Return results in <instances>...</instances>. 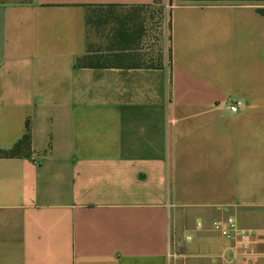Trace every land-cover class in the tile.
Masks as SVG:
<instances>
[{
  "label": "crops",
  "instance_id": "0c3cea01",
  "mask_svg": "<svg viewBox=\"0 0 264 264\" xmlns=\"http://www.w3.org/2000/svg\"><path fill=\"white\" fill-rule=\"evenodd\" d=\"M170 4L169 55L83 67L89 6ZM264 0L0 2V264H264ZM242 101L237 111L229 103ZM233 216L249 248L212 228ZM202 223V227L198 224Z\"/></svg>",
  "mask_w": 264,
  "mask_h": 264
},
{
  "label": "trees",
  "instance_id": "16d2710c",
  "mask_svg": "<svg viewBox=\"0 0 264 264\" xmlns=\"http://www.w3.org/2000/svg\"><path fill=\"white\" fill-rule=\"evenodd\" d=\"M188 1V0H186ZM193 1V0H191ZM198 1V0H195ZM201 1V0H200ZM220 1V0H212ZM247 1V0H240ZM116 7H144V6H118V5H101L89 6L86 16L87 24V52L82 57L78 58L77 63L83 67H138L146 64L140 57L132 53L134 44L139 41L144 32V24L138 26L135 23L134 17L115 15L113 9ZM95 8H107L106 16L97 14L92 15ZM264 14V9L261 10ZM104 25L113 23L114 40L107 51L93 50L89 46V26ZM31 147L30 124L27 123V130L23 137L10 150H0V156H19L29 152Z\"/></svg>",
  "mask_w": 264,
  "mask_h": 264
},
{
  "label": "rangeland",
  "instance_id": "374dc122",
  "mask_svg": "<svg viewBox=\"0 0 264 264\" xmlns=\"http://www.w3.org/2000/svg\"><path fill=\"white\" fill-rule=\"evenodd\" d=\"M24 0H0V2H13ZM171 9L170 4L156 3L144 7H116L113 13L121 16L135 18L138 26L144 24L142 37L134 44L132 53L149 64H156L163 59L164 55H169V29L165 25L167 10ZM107 8H95L93 16L100 14L106 16ZM113 23L89 26V46L93 50H105L111 46L114 40Z\"/></svg>",
  "mask_w": 264,
  "mask_h": 264
},
{
  "label": "built area",
  "instance_id": "2783aa9c",
  "mask_svg": "<svg viewBox=\"0 0 264 264\" xmlns=\"http://www.w3.org/2000/svg\"><path fill=\"white\" fill-rule=\"evenodd\" d=\"M169 9L167 10L166 17L164 19L166 27L169 29ZM244 103L242 101H235L229 103V108L232 111H237L240 109ZM199 227H202V223L198 224ZM212 228L220 233L226 238H236L243 248H249L251 244V235L245 229L239 228L235 218L233 216H227L223 219H215L212 222ZM194 238L192 233H185L182 236L177 237L174 235L171 239V246L167 251V257L169 259V264H177L178 259L185 255L181 249L184 248L186 242L191 241ZM226 264H234L228 262Z\"/></svg>",
  "mask_w": 264,
  "mask_h": 264
}]
</instances>
